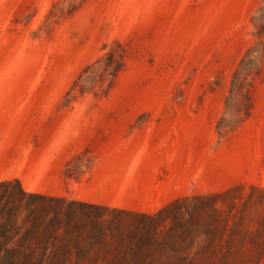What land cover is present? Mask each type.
<instances>
[{"label": "rangeland", "instance_id": "obj_1", "mask_svg": "<svg viewBox=\"0 0 264 264\" xmlns=\"http://www.w3.org/2000/svg\"><path fill=\"white\" fill-rule=\"evenodd\" d=\"M262 7L0 0V200L21 187L154 217L126 246L39 243L0 264H264Z\"/></svg>", "mask_w": 264, "mask_h": 264}, {"label": "trees", "instance_id": "obj_2", "mask_svg": "<svg viewBox=\"0 0 264 264\" xmlns=\"http://www.w3.org/2000/svg\"><path fill=\"white\" fill-rule=\"evenodd\" d=\"M257 18L264 19V7L259 9ZM254 59L243 58L240 69H247ZM10 184L11 181H3L0 182V187ZM8 194L3 201L0 200L1 253H30L33 251V244L47 245L54 241L69 242L75 249L104 246L107 242L114 241H122V245L126 246L131 241L138 219L144 220V223H151L154 219L152 216L115 209L111 216L104 217L102 212L108 210L106 206L66 203L63 198L27 193L21 187L18 193L8 191ZM121 213L131 219L121 221ZM103 226L107 227L108 235L102 231L95 236L94 231ZM12 243L15 246L9 247Z\"/></svg>", "mask_w": 264, "mask_h": 264}]
</instances>
